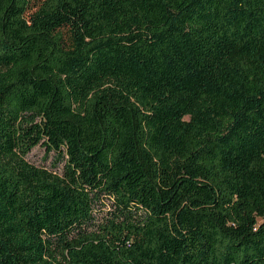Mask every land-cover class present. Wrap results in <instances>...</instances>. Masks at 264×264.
<instances>
[{"label":"trees","instance_id":"trees-1","mask_svg":"<svg viewBox=\"0 0 264 264\" xmlns=\"http://www.w3.org/2000/svg\"><path fill=\"white\" fill-rule=\"evenodd\" d=\"M0 264H264V0H0Z\"/></svg>","mask_w":264,"mask_h":264},{"label":"rangeland","instance_id":"rangeland-1","mask_svg":"<svg viewBox=\"0 0 264 264\" xmlns=\"http://www.w3.org/2000/svg\"><path fill=\"white\" fill-rule=\"evenodd\" d=\"M64 38L68 40L67 29H63ZM57 155L53 152L48 153L43 147H36L33 151L27 156V160L38 167H44L49 171L59 172L58 169L53 167ZM112 202L109 199H102L95 207V216L98 220H102L112 211Z\"/></svg>","mask_w":264,"mask_h":264}]
</instances>
